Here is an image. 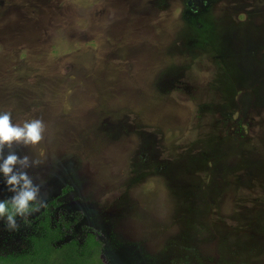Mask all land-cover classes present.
Masks as SVG:
<instances>
[{"label": "rangeland", "instance_id": "374dc122", "mask_svg": "<svg viewBox=\"0 0 264 264\" xmlns=\"http://www.w3.org/2000/svg\"><path fill=\"white\" fill-rule=\"evenodd\" d=\"M0 110L46 125L3 149L45 205L0 254L48 219L106 264H264V0H0Z\"/></svg>", "mask_w": 264, "mask_h": 264}, {"label": "clouds", "instance_id": "9594fccd", "mask_svg": "<svg viewBox=\"0 0 264 264\" xmlns=\"http://www.w3.org/2000/svg\"><path fill=\"white\" fill-rule=\"evenodd\" d=\"M45 122L41 118H32L14 122L10 111L0 110V174L13 193L9 198L0 200V219L5 220L9 229L18 227L17 217L26 218L33 210L45 205L40 196V185L34 183L26 169L37 164V159L29 155H18L15 151L4 153L14 143L36 145L45 131Z\"/></svg>", "mask_w": 264, "mask_h": 264}, {"label": "trees", "instance_id": "16d2710c", "mask_svg": "<svg viewBox=\"0 0 264 264\" xmlns=\"http://www.w3.org/2000/svg\"><path fill=\"white\" fill-rule=\"evenodd\" d=\"M43 224L40 236L31 237L33 247L23 254H0V264H106L103 258V243L98 235L88 230L82 244L72 239L58 244L64 237L63 228L50 225L48 219ZM64 229L70 223L62 221Z\"/></svg>", "mask_w": 264, "mask_h": 264}]
</instances>
